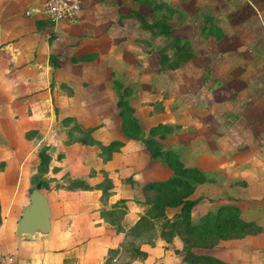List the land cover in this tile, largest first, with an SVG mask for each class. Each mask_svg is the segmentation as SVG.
Here are the masks:
<instances>
[{
	"label": "crops",
	"instance_id": "1",
	"mask_svg": "<svg viewBox=\"0 0 264 264\" xmlns=\"http://www.w3.org/2000/svg\"><path fill=\"white\" fill-rule=\"evenodd\" d=\"M194 1L207 9L203 12H209L219 28L203 37L199 26L206 41L214 39L237 46L255 34L252 30H260L261 36L255 34V38H264V0ZM41 2L0 0V249L23 264H145L157 243L140 244L145 235H130L129 230L149 208L145 185L170 178L174 170L165 162L154 160L142 140L124 132L118 106L120 88L130 87V104L146 133L159 124L180 127V131L156 138L164 149L173 150L181 158L178 147L198 145L192 139L180 140L181 136L186 137L185 127H193L191 131L197 135L206 128L213 135L220 118L208 101L205 105L193 101L191 109L186 108L189 102L174 105L170 111L171 96L176 100L178 83L177 88L170 87L172 94L164 90L169 73L159 70L160 57L149 52L142 42L144 38L138 39L125 18L119 20L128 12L102 0H86L78 21L64 28L66 41L62 46L56 39L55 27L32 12ZM181 2L185 10L178 7V15H185L186 8L194 2ZM188 19L181 20L185 27H189ZM244 31L251 32V36L244 35ZM178 36L187 39L186 32L181 31ZM191 40L194 45L195 39ZM151 56L156 61V82L146 72L149 65H141ZM191 71L180 72L187 87L189 78L198 77L203 85L200 90L206 88V94H210L204 70ZM190 90L193 99L197 89ZM182 92L178 96H183ZM156 102L161 104L160 109H156ZM223 102L222 107L228 108ZM239 122L242 126L245 119L241 117ZM258 131L256 128L254 145L244 149L249 153L242 149L239 152L245 163L254 160L256 168L251 167L249 172L239 170L236 185L247 191L240 195L244 201L238 204L242 217L254 221L258 228L253 236L239 240V259L220 258L230 264H264V214H260L264 213V209L260 210L264 205V145L258 142ZM230 132L229 127L224 129V142L230 141ZM242 133L240 140L249 143L250 135L246 130ZM204 136L207 142L215 141L208 138V133ZM260 136H264L263 132ZM116 140L122 141L120 148L110 153L102 150L101 146ZM221 151L223 157L227 156L226 150ZM44 156L47 162L43 161ZM209 157V167L187 166L208 172L220 170V155ZM166 171L170 173L167 178H154ZM35 188L49 199L51 231L42 237L19 235L16 226ZM197 200L193 213L206 204L200 197ZM111 210L115 218L109 215ZM252 210H256L255 215L247 218L245 214ZM155 234L156 242L158 238L164 241L161 230ZM132 245L148 255L143 260H130L125 254ZM227 246L230 249V244Z\"/></svg>",
	"mask_w": 264,
	"mask_h": 264
},
{
	"label": "rangeland",
	"instance_id": "2",
	"mask_svg": "<svg viewBox=\"0 0 264 264\" xmlns=\"http://www.w3.org/2000/svg\"><path fill=\"white\" fill-rule=\"evenodd\" d=\"M85 1L86 0H84V2ZM90 1L94 2L95 0ZM181 1L182 0H102L104 4L112 3L115 4V6H118L123 12H128L127 14L120 16L119 20L121 21L125 18V22L128 24L129 28L135 30V34L138 36V39L142 40L141 38H144L142 42H144V44L148 47L147 49L149 52L158 53L157 55H159L160 58L162 56L160 47L167 44L164 51L172 58V61L176 59L174 50L169 49L168 47L167 41L169 39L164 35H159L157 29H144L141 25V20L137 12L143 14L146 17L147 22L150 24H154L160 19H165L173 27V33L175 36H178V33L183 31L186 32V38L188 40L195 39L194 45H192L194 53L197 57L195 60L189 64L192 60L191 59L187 65L181 68L173 67L162 70L159 68V70L169 73L167 74L166 81L164 80L167 83V86L164 89L166 92L172 94L170 87L175 86L177 88L176 85L178 83V89L175 91L177 94L176 100L173 99L174 96H171L172 101L170 105H172V107L170 111L174 110V105L184 106L186 105V102H189L187 103L188 106L186 108L191 109L190 104L193 101H195L196 104L202 105H205L208 101L209 103H213L212 106L214 110L217 111L220 118V122H218L219 126H215L212 131L213 135H210V131H207L206 128L203 129L201 134L197 135L195 130L191 131L193 127H185V130L187 131L185 134L186 137L181 136L180 140L185 141L186 138L189 140L192 139L196 141L198 145L194 146L189 143L184 145L183 149L178 147V151L182 156V158H180L183 162H185V165L200 166L201 164H204L205 167H209L211 163L209 156H212L213 154L216 156L220 155V161L218 164L221 169L208 173V179L202 180L198 186L199 188L187 193L185 190L179 189L182 194L186 193L190 199H197L200 197L203 202L206 203H203V207L195 209L193 213V219L198 220V218L207 213L209 210H217L223 204H235L239 206L238 204L244 201V198H240V195L245 194L247 191L243 190L239 186H236L239 185L237 180L238 171L244 170L249 172L251 167H255V162L252 160L245 163L240 157L241 149L244 150L245 147L254 145L255 134L257 133L256 128L259 130L258 139H261L258 142L264 145V136H260L262 132L264 134V38H258V36H261L259 34L260 30H252V35L255 33L258 36L255 38V34L251 36V32L248 34L244 31V35L247 34L251 37L244 40L246 41L245 44L237 46L220 44V42L218 43L214 39L206 41L202 38L199 32V26L201 28L202 22L205 23L206 16L211 15L209 12H203V10L206 11L207 9L205 7H200V5L198 6L194 0H192L194 5L186 8L188 12H186L185 15H178V7L182 6L185 10V5ZM158 4L161 6L157 7ZM85 5L86 3L84 6ZM131 11L134 12L132 13ZM37 16L40 17L42 21H45L47 24L55 27V32L58 34L56 39H59L58 44H62V46L65 45L64 43L66 38L63 36V33L66 29L64 28L67 27L66 25L74 23L61 22L55 25L49 18L43 16L42 14H38ZM184 17L185 19L189 18V22L186 24V26L189 27H185L184 21H181L184 20ZM211 17L213 19V16ZM211 23L214 24V21L212 20ZM202 35L203 37L205 36L203 33ZM180 56L181 55H179V57ZM135 64H138V62H135ZM143 64L149 65L146 67V72L151 75V80L156 82L155 80L158 76L156 74V61L154 57L151 56L150 58H146L141 62V65ZM191 70H193V72L204 70L206 73L205 75L208 76L207 78H204V82L205 84L209 83V87L212 90L210 94H206V88L200 90L203 85L201 83V78L198 79V77L189 78L187 81H190V84L187 87L188 83H184V79L182 78L184 75H180V72L183 71L191 73ZM180 83L181 85L186 84V86H181ZM194 87L197 91L196 97L192 99V94L189 95V92L191 93L190 89H194ZM180 90L183 91V96H178V92ZM223 101L228 104V108H225ZM221 102H223L224 108L222 107ZM160 105L161 104L159 103L157 105L156 102V109H160ZM197 111L199 112V109ZM241 117L245 119V122L242 124V126L244 125L243 127L239 122ZM226 124L231 131V139L229 142H224L222 139L224 129L228 128L225 127ZM177 129L180 131V127L174 128L173 131L175 132ZM244 130H246L250 135V142L246 144L243 140H240L241 134H243L242 132ZM206 131L209 136L208 138L213 137L215 140L214 142L206 141L204 136L207 134ZM161 145L164 149V144L161 143ZM222 149L227 151V154H225L227 156L223 157L224 154L223 151H221ZM250 151L253 153L252 149ZM244 152L249 153V150H244ZM244 152L243 155L246 154ZM240 160L242 162L241 164ZM223 172H228V174ZM169 174V171H166L165 173L154 176V178L164 179L167 178ZM234 178H236L237 183ZM224 182L225 184H223ZM208 198L210 201H206ZM263 206L264 205L260 206L261 211L264 209ZM179 210L180 207L178 209L169 208L167 215L172 218L173 214ZM255 211L256 210H252V212L245 214L246 217L248 216L247 218H249L250 214L253 217L255 215ZM240 212L242 216L241 208ZM260 214L264 213L260 212ZM158 223L157 230H161V223ZM253 223V226L249 227L248 230L241 227L230 232H222L219 228L211 227L205 233L200 235L195 234L188 236L185 235V233L178 231L167 240L164 239L163 241L158 238L157 242L155 238L158 236H156L155 233H151L142 237L139 243L143 244L148 241L154 245L157 243L155 246L153 245L154 248L151 249L150 257L145 264H194L183 259L186 252L192 250L198 254L216 255L219 256V259H222L223 257L231 258L232 256H236V258L239 259V254H237L238 244L240 243L239 240L248 236L251 237L256 233V223L254 221ZM222 241L225 242L222 243ZM226 241H229L230 243ZM209 243L215 244H212L211 247H207ZM227 244H230V249ZM132 253L131 249H127V254H125V256L129 257L130 260H143L140 256H133ZM223 262L230 264L227 261ZM135 263L137 264L136 261ZM199 264L222 263L202 262ZM234 264H238V262Z\"/></svg>",
	"mask_w": 264,
	"mask_h": 264
},
{
	"label": "trees",
	"instance_id": "3",
	"mask_svg": "<svg viewBox=\"0 0 264 264\" xmlns=\"http://www.w3.org/2000/svg\"><path fill=\"white\" fill-rule=\"evenodd\" d=\"M160 6V4L157 5V7ZM137 14L140 17L141 25L144 29H157L159 35H164L169 39L167 41L169 49L174 50L176 59L172 61V58L164 51L167 44L160 47L162 55L159 59L160 70L173 67H184L191 59L196 57L191 41L180 36H175L173 27L165 19H160L154 24H150L143 14L140 12H137ZM212 20L211 16H206L205 23L202 25V33L204 35L208 34L210 31L219 29L217 25L211 23ZM179 55L181 56L179 57ZM129 90L130 87H126L123 90L120 88L119 91L118 106L119 114L123 119L122 128L124 132L129 134V136L142 140L150 149L151 156L154 160L165 162L174 170V174L170 178L151 181L145 185L144 190L149 195V208L129 230V234L134 236H146L155 233L159 224L158 222L161 223V237L165 240L175 235L178 231L191 236L205 233L211 227L219 228L222 232H230L241 227L248 230L249 227L253 226V221H247L242 218L240 208L235 204H223L217 210H209L197 221L193 219V210L198 204V200L190 199L186 193L196 190L202 180L208 179V173L210 172L201 170L196 166H187L181 160L179 154L174 153L172 150H164L162 148L156 136L160 135L161 137H165L174 132L173 129L175 126L159 124L150 129L149 133L143 130L139 119L135 116V108L130 104L128 98ZM176 127L179 128V126ZM91 131H93V128L88 129L87 132L90 134ZM121 145L122 141L116 140L108 146H101V148L103 151L105 150L110 153L120 148ZM47 160V157L44 156L43 161L47 162ZM179 189L185 190L186 193L182 194ZM179 207L180 210L174 213L172 218L167 215L169 208ZM108 213L115 218V212L113 210L108 211ZM104 214L106 213L104 212ZM2 222L3 216L0 202V225ZM255 228H258L256 224ZM212 244L215 243H209L207 247H211ZM131 253L133 256H140L141 258L148 255V253L141 250L140 247L133 245L131 247ZM183 259L194 264L202 262H220L222 264H227L218 257L210 254H198L193 252V250L186 252Z\"/></svg>",
	"mask_w": 264,
	"mask_h": 264
},
{
	"label": "water",
	"instance_id": "4",
	"mask_svg": "<svg viewBox=\"0 0 264 264\" xmlns=\"http://www.w3.org/2000/svg\"><path fill=\"white\" fill-rule=\"evenodd\" d=\"M51 206L48 197L39 189L31 192L30 204L16 226L19 235L47 236L51 231Z\"/></svg>",
	"mask_w": 264,
	"mask_h": 264
},
{
	"label": "built area",
	"instance_id": "5",
	"mask_svg": "<svg viewBox=\"0 0 264 264\" xmlns=\"http://www.w3.org/2000/svg\"><path fill=\"white\" fill-rule=\"evenodd\" d=\"M84 7V0H42L33 13L42 14L55 25L61 22L75 23ZM29 14L31 13L28 12ZM0 264H23L0 249Z\"/></svg>",
	"mask_w": 264,
	"mask_h": 264
}]
</instances>
